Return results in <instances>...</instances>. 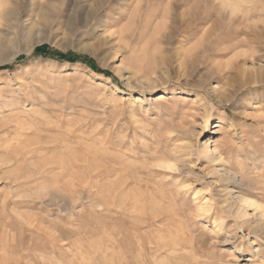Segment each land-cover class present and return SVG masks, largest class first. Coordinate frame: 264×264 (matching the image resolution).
Instances as JSON below:
<instances>
[{
	"label": "rangeland",
	"instance_id": "374dc122",
	"mask_svg": "<svg viewBox=\"0 0 264 264\" xmlns=\"http://www.w3.org/2000/svg\"><path fill=\"white\" fill-rule=\"evenodd\" d=\"M6 66L0 264H264V0H0Z\"/></svg>",
	"mask_w": 264,
	"mask_h": 264
},
{
	"label": "trees",
	"instance_id": "16d2710c",
	"mask_svg": "<svg viewBox=\"0 0 264 264\" xmlns=\"http://www.w3.org/2000/svg\"><path fill=\"white\" fill-rule=\"evenodd\" d=\"M32 57H42L44 59H51L58 62H74V63H81L84 65H87L89 68H92L93 71L99 75H103L105 77H111V75L107 72L98 70L93 61L87 57L79 56V55H65L62 53L55 52L51 50L50 48L43 46L38 47L34 50L32 53ZM6 69H9V67H0V71H4Z\"/></svg>",
	"mask_w": 264,
	"mask_h": 264
},
{
	"label": "bare ground",
	"instance_id": "6f19581e",
	"mask_svg": "<svg viewBox=\"0 0 264 264\" xmlns=\"http://www.w3.org/2000/svg\"><path fill=\"white\" fill-rule=\"evenodd\" d=\"M243 204L246 206V207H252V206H256V204L252 203V202H248V201H245V200H242ZM259 206V205H258ZM261 214V213H260ZM262 215V214H261Z\"/></svg>",
	"mask_w": 264,
	"mask_h": 264
}]
</instances>
